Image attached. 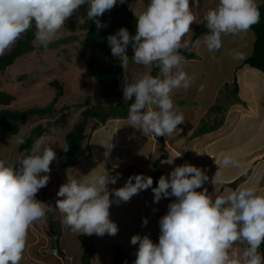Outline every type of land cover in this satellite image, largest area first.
<instances>
[{
    "label": "clouds",
    "instance_id": "obj_1",
    "mask_svg": "<svg viewBox=\"0 0 264 264\" xmlns=\"http://www.w3.org/2000/svg\"><path fill=\"white\" fill-rule=\"evenodd\" d=\"M116 4L117 0H0V56L33 29L35 39L47 50L66 21L84 5L87 15L78 17L79 21H93L97 29L105 27L99 18ZM198 5L199 0H148L139 15L134 13V35L121 27L107 37L112 56L124 70L130 61L158 69L156 76L150 72L123 75L121 81L123 100L131 101L127 125L144 136L171 138L184 124V116L172 98L174 90H187L192 84L183 70V50L198 48L202 42L209 52L219 51L224 36L247 33L260 21L257 0H218L202 17L207 29L202 41L193 42L185 38L197 24L192 9ZM229 54L234 60L243 59L238 50ZM198 91L203 92L204 86ZM100 145L105 149V159L109 158L114 148L112 139ZM59 147L64 153L70 148L67 143ZM56 160L57 154L45 144V137L15 163L0 159V264H20L30 227L44 221L52 211L53 206L38 199L37 194L47 186L50 166ZM218 166L241 165L225 154ZM219 168L212 179L214 188ZM119 178V174L110 175L105 166L77 176L68 169L55 206L62 214V223L85 236H115L119 229L110 219L112 204L128 202L151 188L154 203L162 198L174 200L158 221V243L147 234L131 237L130 244L138 245L133 264H264V254L259 251L264 244V192L241 187L213 197L204 187L209 181L206 171L188 163L161 175L156 187H152L151 176L135 174L122 187L110 189ZM147 223L144 218L142 226ZM236 245L243 247L236 249Z\"/></svg>",
    "mask_w": 264,
    "mask_h": 264
},
{
    "label": "rangeland",
    "instance_id": "obj_2",
    "mask_svg": "<svg viewBox=\"0 0 264 264\" xmlns=\"http://www.w3.org/2000/svg\"><path fill=\"white\" fill-rule=\"evenodd\" d=\"M125 2L136 13V15H139L140 12L145 9L148 0H125ZM191 2L192 0H190V3ZM257 2L259 5H261L264 3V0H257ZM217 4L218 0H199L198 7H193L192 9L197 16V24L192 25L193 31L190 32L185 39L191 41V38L195 32V28L203 23V15L209 9L216 7ZM74 14H79L80 16L78 15L77 17H71L66 21V23L69 21H78V17H86L87 5L81 6L79 11ZM83 37L84 33L69 30L64 26V28L57 35L55 41L49 45L47 50L40 46L39 42L35 39V50L20 57L5 71L0 72V94L6 93L11 96L10 104L7 105L1 100L0 104L3 103L2 105L8 106L9 108H26L31 105L39 107L47 106L55 95V90L49 85V83L58 79L67 84L68 87V90L66 91L64 97H62L59 106L68 104L66 106L70 108V111H73L74 105L86 106L88 104L102 103L105 106H108L109 104L118 103L121 100L122 104H125L126 106L117 107V105H114L115 107L113 111H117V114H120L122 111H128L129 101L124 102L122 89L117 92L116 97L112 100L105 99L100 94V87L98 83L91 77L83 54L87 57H101V54L99 52H94L91 49L83 48L81 41ZM202 37L199 38L201 41ZM254 40L255 34L251 30H249L247 33H241L236 36H224L222 38V48L216 52H209L201 42V45L198 48L192 49L196 55L195 59H185L183 63V70L192 78L191 87L187 89V91L193 90L189 96L199 99L202 92H199L198 89L201 85L204 86V91L210 87H213L215 91H220V88L223 89L222 94H218L217 102L215 103L214 108H210V111L207 114L208 116H206L207 119H209V117H214V115L217 114H225L232 104L238 103L237 101L243 98V96L240 94L239 96L232 94L231 89H229V93L226 91V88L234 86L233 83L235 81V77H237L239 84L241 82V85L245 84L247 86H251V90L252 93L255 94V98L260 95L264 99V74L258 70L248 67H239L242 66L245 59L251 55L253 51ZM231 50L240 51L243 54V59L234 60L229 54ZM131 54L132 52H130L129 55ZM151 69L152 67L145 68L130 61L128 67L124 71V74L128 76L133 74L142 75L145 72H151ZM199 73L201 74L199 75ZM21 77H24L22 82L19 81ZM240 88L242 89V94H247L248 89L245 88V91L243 86ZM181 91L185 90L182 88L175 90V92L179 95ZM194 91H196V96L193 94ZM258 98L261 99L260 97ZM243 101L246 103L247 100L244 99ZM190 103L193 104V102ZM207 104H212L210 98L208 99ZM174 105H176V109H178V111L181 112L184 117L193 114L192 112L194 109L188 110L187 106L189 103H187L184 99L178 100ZM73 115L75 114L73 113ZM43 121V123H47L50 120L44 119ZM74 121L76 120L74 119L73 121L65 124L61 123V121H58V123L57 121L54 122L55 129L53 130V133L49 135L51 137L46 136L45 140L56 138L58 142L63 144L65 136L73 127ZM37 123L30 121L23 123L21 132L14 137L7 134L5 130L0 129V159H5L10 163H15V161L19 158L17 152L19 143H17V141H23L25 137H28L31 128H33ZM216 124L217 123H215V125ZM95 137L99 136L97 135ZM58 142L52 144H56ZM48 146H52L56 152L57 149L55 145ZM94 146L96 148V145ZM120 149L121 152L125 153L123 146H121ZM89 150H93L92 147H90ZM114 150L115 147L113 148L112 152ZM56 154L58 156L59 152H56ZM135 156L136 160L138 155L135 154ZM127 158H129V161L132 159L131 155H129ZM56 161H53L50 166V173L55 174V176L52 177L51 174L49 181L51 188L47 189V197L42 196V194H40L41 191H39L37 197L42 201L46 199L47 202L53 206L52 211L49 213L51 214L52 219L57 221L58 215L60 214V212L55 208L56 201L60 199V197L57 196V192L62 185L63 180H65L67 177L68 169H64L66 170V173H64L62 169V172L58 171L57 173H54V168L56 170ZM74 166L69 169L70 174L73 176H77L78 172L87 169L85 164H80L78 171L75 170ZM174 166H179L177 165V161H174ZM141 167H143V165H137V168ZM130 171L136 173V167L131 168L129 172ZM58 175L60 176L61 181L57 180L56 177ZM56 181L58 182V185ZM54 184L56 187H54ZM143 194L141 195V193H139L138 196L141 195L142 197ZM53 195L55 196L56 200ZM167 199L171 201L174 200V198ZM121 203L124 205L119 207L117 213L122 215L123 221L128 219L131 223L127 224L126 221L125 223L119 221V228L121 225H125L121 228V233L123 236L128 234L135 235V232L137 234H142L137 229V231H131V229L137 224L138 226L143 224L142 221L144 220V213L146 214L147 218H150V220H152L151 217L155 218L156 215L158 216V214H156L158 213V208H156L158 204L149 206L145 203V201L141 200L140 202L137 201L134 204L131 199L128 202ZM111 208L113 211H116L115 206L112 205ZM62 219H58L61 220L60 224L62 225L61 228L63 231L62 244H64L66 248H69H67L68 251L71 250L73 252L70 257L75 258V256H77L78 259H73L71 261L62 257H57V253L54 252L49 254V251L47 250L50 248V244L53 245V243H50L48 238L49 236L52 237V233L49 226V220L46 218L44 221L36 222L31 226V229L28 232L26 249L23 253V258L20 264H36L37 261L33 255L32 258H30V254L33 252L36 255V258L40 256L43 260L38 264H80L84 248L78 243L76 233L72 232L66 225H64L62 223ZM143 229H145L150 234H157V232H159L158 222L152 220V222H148ZM91 236L93 237L97 246V251L93 257L92 263L111 264L113 258V247L118 243L119 234L117 233L115 236L105 234L102 237L93 234ZM156 241L158 243V240ZM53 246L56 247L55 244ZM127 247L128 246H124V248ZM241 247L242 245L235 246L236 249ZM136 249L137 248L133 249L134 260L136 258ZM28 250H30L29 254L27 253ZM77 250H81L82 253L78 254Z\"/></svg>",
    "mask_w": 264,
    "mask_h": 264
},
{
    "label": "crops",
    "instance_id": "obj_3",
    "mask_svg": "<svg viewBox=\"0 0 264 264\" xmlns=\"http://www.w3.org/2000/svg\"><path fill=\"white\" fill-rule=\"evenodd\" d=\"M200 74L201 73H199V75ZM240 86H243L241 85V82ZM243 87L245 91L248 89V86L245 84ZM192 91H181L180 95L177 94L175 90L172 93L174 104H176L178 100L184 99L189 103L187 106L188 110H194L192 112L193 114L184 117V124L178 126L179 129L174 133L173 137H164L169 150V157H167L164 162V175H168L176 167L174 166V161H177V165L188 163L205 170L208 176L211 175L209 181L205 183L204 187L208 189L210 195L213 197L225 194L226 190H235L241 187H254L258 191L264 192V99L260 95L258 97L261 99L258 97L255 98V94L253 93H251L252 98L250 99L242 94V89H240V95H242L248 102L246 101V103H244V99L242 98L243 100H241L244 104L239 102L234 103L225 114H217L214 115V117H209V119H207L206 116H208L207 114L209 113L210 108H214L218 94H222L223 89L220 88V91H215L213 87H210L201 93L199 99L189 96ZM193 94L196 96V91H194ZM209 98L212 102L211 105L207 104ZM190 102H193V104ZM215 123L217 124L215 125ZM88 133H92V137L91 139L86 140L84 154L74 166L76 171L79 170L80 164H85L87 169L78 172V174L87 175L90 170L96 168L98 165L100 169H103L105 166L110 175L115 176L119 174L120 176L115 185H109L110 189L122 187L127 178L131 175L143 174L152 177L153 163L161 153L159 142L153 135H150L149 137L144 136L141 131L127 125V118L122 117H110L104 125H98L94 131L88 130ZM97 135L99 137H95ZM47 137L51 136L48 135ZM111 139L115 150L113 152L111 151L110 157L105 159L103 156L105 149L100 143L110 142ZM55 142H58L56 138L45 140L46 145H55L57 149L56 152L58 153L61 150L59 144L62 143H56L58 145L52 144ZM94 145H96V148ZM121 146H123L125 153L120 151ZM90 147H92L93 150H89ZM135 154L138 155L136 160ZM225 154L235 157L240 162L241 166H221L219 168L218 165L221 164L222 158ZM129 155L132 157L130 161L129 158H127ZM170 161H172V163H169ZM139 164L143 165V167L137 168V165ZM133 167H136V173L133 171L129 172ZM218 168L220 174L216 177L214 188L212 179L218 171ZM62 170L66 173V170ZM62 170L58 169L56 166V170L54 168V173H57L58 171L62 172ZM51 174L52 173H50V178ZM54 176L55 174H52V177ZM56 178L61 181L59 175ZM66 181L67 177L63 180L62 184L66 183ZM237 181H239V183L233 187L231 184ZM56 183L58 185L57 181ZM54 187H56L55 184ZM152 187H154V185ZM48 188H51L49 182L46 188L40 190V194L47 197ZM139 193H141V195L144 194L142 197L141 195L138 196V194L134 195V199L131 198V201L134 204L137 201L140 202V200L145 201L149 206L158 204L156 207L158 208V213H156L158 216L155 214V218L151 217L152 220L158 222L160 217L167 211V202L165 199H161L159 203H154L151 188ZM53 197L55 198L54 195ZM112 205L115 206L116 211H113L112 208H110V218L117 224L119 229L118 243L116 245H121L123 248L124 246H128L124 249L134 259L133 249L138 248V245L130 244V239L133 235H122L121 228L125 225H121L119 228V221L122 223H125L126 221L127 224H131L128 219L123 221L122 215L117 213L119 207L124 204L120 202L117 205L114 202ZM144 218H147L145 213ZM58 219H62L61 213L58 215L57 220ZM147 220L148 222H152L150 218H147ZM142 225L138 226L137 224L134 228L132 227L131 231L139 230L140 233H142L139 235L143 236L147 234L153 242L157 243L156 240H158L159 232H157V234H150L143 229L145 226ZM79 235L81 234L76 233L77 237ZM135 235H137L136 232ZM48 238L50 243H53V238L50 236ZM116 245H114V247ZM47 251H49V254L53 252L57 253V250L53 248L52 244H50V248ZM70 251H66L67 257L65 259L71 261L73 259L77 260V256H75V258L70 257L73 253L72 251L70 253ZM29 252L30 250L27 251L28 254ZM77 252L78 254L82 253L81 250H77ZM57 254L56 256L58 257ZM30 255V258H32L33 255L36 259V264L43 261L40 256L36 258L34 252ZM26 256L28 257L27 254Z\"/></svg>",
    "mask_w": 264,
    "mask_h": 264
},
{
    "label": "trees",
    "instance_id": "obj_4",
    "mask_svg": "<svg viewBox=\"0 0 264 264\" xmlns=\"http://www.w3.org/2000/svg\"><path fill=\"white\" fill-rule=\"evenodd\" d=\"M259 11L260 21L250 29L255 34L253 51L251 55L245 59L242 66L239 67H248L264 74V3L259 5ZM134 13L135 12L126 2L121 4L119 0H117L116 6L110 11H106L99 18L101 23L106 25L105 27L97 29L96 24L93 21L88 20L69 21L65 24V27L69 30L84 33V37L81 40L83 48L91 49L94 52H99L101 54V57H87L84 56V54L83 57L85 58L86 66L91 77L98 83L100 94L105 99L112 100L116 97L117 92L122 89L121 81L123 75H125V70L120 66L119 61L111 54V49L107 43V37L110 34H115L121 27L127 28L130 34L134 35L136 26ZM78 15L79 14H73L72 17H77ZM34 31L35 30L33 29L27 32L16 42L10 51H7L4 55L0 56V72L5 71L20 57L35 50ZM206 32L207 29L204 27L203 22L200 26L195 28L191 41H196L206 34ZM130 52L131 48H129V54ZM182 54L185 56V59L189 60L195 59L196 57L192 49L183 50ZM157 73L158 69L152 67L150 74L156 76ZM22 80H24V77L19 79L20 82H22ZM49 85L55 90V95L52 101L44 107L31 105L26 108H9L8 106L2 105V102H5L7 105L10 104L11 96L6 93H1L0 100L2 101V104H0V129L5 130L7 134L14 137L21 132L23 123L28 121L34 123L38 122L33 128H31L28 137H25L22 143L18 144L17 152L20 157L23 153L30 151L34 143L40 137H45L53 133V130L55 129L54 122L57 121L58 123V121H61V123L65 124L75 119L76 121H74L72 129L68 131V134L64 139V143H67L70 146L69 151L64 153L61 149L56 161L58 169H68L73 167L83 156L85 142L92 137V133L89 134L88 130L94 131L98 125H104L110 117L127 118L128 111H122L120 114H117V111H113L115 107L114 105L109 104L108 106H105L102 103L88 104L86 106L74 105L73 111H70V108L66 106L68 104L59 106L62 97H64L68 90L67 84L63 83L62 80L56 79L50 82ZM233 85L234 86L232 87L226 88L227 93H229V89H231L232 94L239 96L240 87L242 86L238 83L237 77H235ZM251 93V86L248 85L247 94L244 95L251 99ZM237 102L242 103V100L239 99ZM130 103L131 101H129V104ZM115 105H117V107L126 106L125 104H122L121 100ZM44 119H49L50 121L43 123ZM153 136L159 142L161 150L160 155L153 163L152 178L154 187H156L160 176L164 175V161L169 155V150L164 137ZM237 183H239V181L233 182L231 185L234 187ZM165 201L167 204L172 202L169 199H165ZM44 202H47V200L44 199ZM47 219L49 220V226L52 233L51 238H53V245H56V247L53 246V248L57 250L58 257L66 258V251L69 248L67 247V249L66 246L62 244L63 231L61 228L62 225L60 224L61 220H53L50 213L47 214ZM77 241L84 248L80 264H93V257L97 251V246L93 237L81 234L77 237ZM259 251L264 254V244L261 245ZM133 261L134 259L121 245H116L114 247L111 264H125V262H127V264H133Z\"/></svg>",
    "mask_w": 264,
    "mask_h": 264
}]
</instances>
